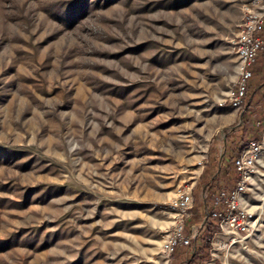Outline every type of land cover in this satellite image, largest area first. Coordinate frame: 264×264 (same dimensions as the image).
Listing matches in <instances>:
<instances>
[{
    "label": "rangeland",
    "instance_id": "rangeland-1",
    "mask_svg": "<svg viewBox=\"0 0 264 264\" xmlns=\"http://www.w3.org/2000/svg\"><path fill=\"white\" fill-rule=\"evenodd\" d=\"M250 1L0 0V264H166L171 203L200 224L264 123L228 101ZM250 181L238 240L198 230L227 264H264V153Z\"/></svg>",
    "mask_w": 264,
    "mask_h": 264
},
{
    "label": "built area",
    "instance_id": "built-area-1",
    "mask_svg": "<svg viewBox=\"0 0 264 264\" xmlns=\"http://www.w3.org/2000/svg\"><path fill=\"white\" fill-rule=\"evenodd\" d=\"M264 0H251L244 6V18L236 40L237 53L240 59V72L236 89L230 94L228 101L232 107L240 109L244 106L249 92V82L253 78L254 67L264 53ZM255 127L260 129L259 139H250L241 153L232 159L233 171L238 178L233 187L220 188L206 201L200 224L194 225L190 210L194 198L192 190L184 188L179 197L171 203L176 211V221L165 237L162 254L169 264L178 247H189L198 237L199 228H203L210 220L219 221L222 235H230L232 242L238 240L240 232H245L252 212L242 204L248 195L250 180L257 162L264 153V123L258 121ZM211 236L213 234H210ZM202 264H227L220 257L210 254Z\"/></svg>",
    "mask_w": 264,
    "mask_h": 264
},
{
    "label": "trees",
    "instance_id": "trees-1",
    "mask_svg": "<svg viewBox=\"0 0 264 264\" xmlns=\"http://www.w3.org/2000/svg\"><path fill=\"white\" fill-rule=\"evenodd\" d=\"M260 84L263 85V83H260ZM249 88H250V85H249ZM250 99H251V95L247 96L246 102H247V100L249 102ZM253 129L254 128L251 127L249 130L252 131V133H253ZM249 130L244 131V132L246 134H248V133H250V132H248ZM259 138H260V132L259 133H256L255 132V133H253V137L251 139H259ZM249 140H250V138L247 139V140H242L240 143H238L237 145H235L233 147L234 156H237V155H239L241 153L242 149L245 147V145L247 144V142ZM234 156H232L231 159L229 158V161H231L232 170H233L232 159H233ZM227 162H228V160H227ZM220 163H222V160H221ZM221 169H219L218 172H220ZM223 178H224V176L222 177V179ZM237 179L238 178L235 177L234 181L231 180L230 183H229V186H227V187H233L235 185ZM200 219H201V217H198L196 220L198 221ZM192 222H195V219H193ZM209 222H210L209 223V229H210V231H212V232H218L219 229H220V227H219V221L218 220H210ZM207 240L208 239H207L206 236L202 237L201 239L196 238L195 240H193V249H191L190 252L188 250H187L188 252L185 251V249H187L188 247H178V248H176L174 254L172 255V258H173V256H175V255H177L179 253V255H182L183 256V258H184V260L186 261L187 264H202L203 261L205 259H207L208 256L210 255V253H209V251H210V244L207 242ZM180 258H182V257H180ZM170 263H171V261H170Z\"/></svg>",
    "mask_w": 264,
    "mask_h": 264
},
{
    "label": "crops",
    "instance_id": "crops-1",
    "mask_svg": "<svg viewBox=\"0 0 264 264\" xmlns=\"http://www.w3.org/2000/svg\"><path fill=\"white\" fill-rule=\"evenodd\" d=\"M263 36H264V32H263ZM255 73V75H254ZM254 73H253V78L258 77V83H254V81L251 83V99L249 100L248 104L249 107L251 108L252 105L253 107H257L256 105H258V107L263 108L264 106V53L260 56V58L257 61V64L254 67ZM260 83H263V85H261ZM253 86V87H252ZM221 161H219L218 163L220 164L218 167L219 169L222 168V163H220ZM222 177V176H221ZM220 178V177H219ZM218 189H214L213 192H211L212 194L215 193ZM209 195V198L207 200V197H204L202 204V207H204L203 205L205 204L206 201L210 202L211 201V195ZM203 215V212L200 214V216ZM193 242V241H192Z\"/></svg>",
    "mask_w": 264,
    "mask_h": 264
}]
</instances>
